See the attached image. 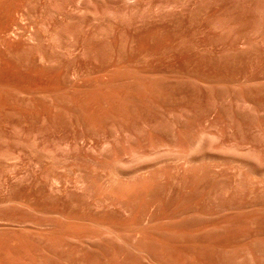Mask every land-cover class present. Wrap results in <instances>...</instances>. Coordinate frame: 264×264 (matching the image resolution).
<instances>
[{"label":"rangeland","instance_id":"rangeland-1","mask_svg":"<svg viewBox=\"0 0 264 264\" xmlns=\"http://www.w3.org/2000/svg\"><path fill=\"white\" fill-rule=\"evenodd\" d=\"M263 7L264 0H0L1 262L25 260L30 250L34 264H151L114 254L121 250L115 243L76 255L26 239L7 221L22 220L24 204L40 214L88 206L72 189L55 191L44 154L104 130L107 104L127 121L159 106L192 110L230 144L264 152L257 125L234 111L242 98L249 114L264 118ZM239 180L208 173L185 187L163 186L157 202L146 204L153 218L209 211L214 228L197 242L154 235L143 243L155 251L150 260L254 264L252 255L264 264V182L242 187ZM42 250L51 253L41 259Z\"/></svg>","mask_w":264,"mask_h":264},{"label":"bare ground","instance_id":"bare-ground-1","mask_svg":"<svg viewBox=\"0 0 264 264\" xmlns=\"http://www.w3.org/2000/svg\"><path fill=\"white\" fill-rule=\"evenodd\" d=\"M258 25L264 36V7ZM106 106L104 130L81 135L74 139L72 149L67 146L60 154H44L51 162L55 191L72 189L89 201L88 206L40 214L24 204V218L7 222L22 229L26 239L34 237L38 243L69 247L76 255L100 244L115 243L121 250L114 254L163 264L150 260L155 251L144 242H152L154 235L161 233L197 242L203 232L214 228L209 221L213 213L209 211L185 210L174 218H153L146 204L157 202L163 186L185 187L208 173H232L240 178L238 184L242 187L264 182V152L254 153L249 146L230 144L212 122H197L195 111L159 106L147 118L127 121L119 115V109ZM247 110L244 99H235L236 118L257 125L256 133L264 143V118L258 113L252 116ZM25 147L28 152L36 151L31 142ZM31 212L40 217L31 218ZM110 217L124 220L111 222L107 220ZM23 251L25 260L8 255L0 264H34L33 252ZM41 253L38 256L44 259L51 251ZM251 257L254 264H259L258 257Z\"/></svg>","mask_w":264,"mask_h":264}]
</instances>
